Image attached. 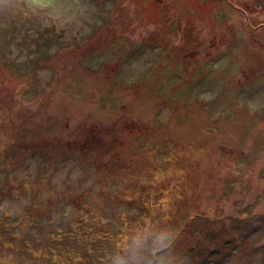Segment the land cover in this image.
I'll return each mask as SVG.
<instances>
[{
  "label": "rangeland",
  "instance_id": "obj_1",
  "mask_svg": "<svg viewBox=\"0 0 264 264\" xmlns=\"http://www.w3.org/2000/svg\"><path fill=\"white\" fill-rule=\"evenodd\" d=\"M258 3L0 0V264H264Z\"/></svg>",
  "mask_w": 264,
  "mask_h": 264
},
{
  "label": "trees",
  "instance_id": "obj_2",
  "mask_svg": "<svg viewBox=\"0 0 264 264\" xmlns=\"http://www.w3.org/2000/svg\"><path fill=\"white\" fill-rule=\"evenodd\" d=\"M2 86V85H1ZM0 86V87H1ZM90 141H92V140H90ZM89 140H87L86 141V143L84 144V146L82 147H80L79 149H81L82 151H84L85 149H92L93 148V146H92V144H91V142H90ZM92 147V148H91ZM70 148H72V146H70ZM37 150H33V151H31V152H33V153H35ZM77 150H75V152H76ZM63 156V154H62V152L60 153V155H54V153H51L50 154V157H60V156ZM79 156H80V154H79ZM17 166H18V164H17ZM102 168H104V166H101V169ZM11 169H12V167H11ZM8 178L9 179H12V175L10 174V173H8ZM20 178H14L13 177V180H19ZM12 193H13V191L12 190H10V189H8V190H6V191H4L3 189H2V186H1V188H0V200H4V199H7V198H13V197H15V195H12ZM180 205V204H179ZM43 206H49L50 207V205H48V204H43L42 205V207ZM41 210H42V208H41ZM38 213V212H37ZM188 214H190L189 213V211L188 210H186V209H184V210H177L176 212H175V210H173V211H171V212H169V215H173V216H178V215H180V216H187ZM190 218H191V215L189 216ZM175 222H177V220H175ZM194 238H196V237H190L189 238V240H191V239H194ZM193 241H195V240H193ZM202 239H200V240H196L195 241V245H193V244H191V243H189L188 245H187V248H186V251H188V249H190L189 251H191V250H195V249H197L198 248V251L199 250H201L200 249V247H198V245L199 244H201L202 242ZM180 242H182V240H179V243ZM207 242V241H206ZM206 242H203L204 243V245H203V248H207L206 247ZM185 251V252H186ZM228 255H230V254H228Z\"/></svg>",
  "mask_w": 264,
  "mask_h": 264
},
{
  "label": "flooded vegetation",
  "instance_id": "obj_3",
  "mask_svg": "<svg viewBox=\"0 0 264 264\" xmlns=\"http://www.w3.org/2000/svg\"><path fill=\"white\" fill-rule=\"evenodd\" d=\"M256 8H261L262 10H264V4L263 3H258L255 5V8H253L252 10L254 11V9Z\"/></svg>",
  "mask_w": 264,
  "mask_h": 264
}]
</instances>
